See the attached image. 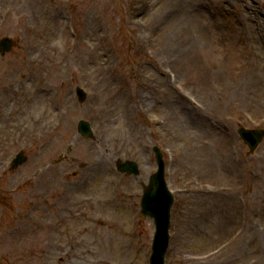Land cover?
<instances>
[{"label": "rangeland", "instance_id": "374dc122", "mask_svg": "<svg viewBox=\"0 0 264 264\" xmlns=\"http://www.w3.org/2000/svg\"><path fill=\"white\" fill-rule=\"evenodd\" d=\"M202 5L0 0V40L13 44L0 50V264H150L141 198L155 147L175 197L166 264H264V138L252 152L238 135L264 129V20L236 0Z\"/></svg>", "mask_w": 264, "mask_h": 264}, {"label": "water", "instance_id": "95a60500", "mask_svg": "<svg viewBox=\"0 0 264 264\" xmlns=\"http://www.w3.org/2000/svg\"><path fill=\"white\" fill-rule=\"evenodd\" d=\"M0 47V50L4 52L5 50L11 48V43L8 39H4L1 42ZM81 127L83 132H88L87 124H84ZM240 132L247 141L251 142L250 144L252 148H256L264 136L263 130L250 131L242 129ZM122 167V169H128L129 171H131V168L133 171H137L135 164H131V162H127ZM162 171L154 175L151 186L146 187L145 195L142 201L143 213L154 216L158 223L153 264L164 263V253L167 249L169 239V210L172 198L166 189Z\"/></svg>", "mask_w": 264, "mask_h": 264}, {"label": "bare ground", "instance_id": "6f19581e", "mask_svg": "<svg viewBox=\"0 0 264 264\" xmlns=\"http://www.w3.org/2000/svg\"><path fill=\"white\" fill-rule=\"evenodd\" d=\"M178 1L181 2V3L183 2L184 4H189V6L194 10V8L192 7V0H178ZM222 1H223L224 4H228V2L231 1V0H222ZM236 1H239L241 4H243L244 9L246 10L244 12V15H245V18L246 19H248V20H250L252 22H256L257 21V23L260 20H264L263 12L262 11H259V8H257L255 5H253V2L252 1H250V0H236ZM197 3L199 4L200 7H202L203 6L202 4L204 3V0H193V5H194L195 9L197 8L195 11H196L197 14H200L201 13V10H200V8H199V6H198ZM244 3H248V4L247 5H244ZM51 90L53 91V89L51 88L50 85H47V86L45 85V86H42V87L38 88V91L40 93H42L43 96L44 95H48ZM51 97L56 98L57 96H56V94H51ZM73 104L74 103L72 101V103L70 104L69 107L67 105V102L64 103V104L61 103V104H56L55 105L54 109L51 111V112H53V114L55 113L54 114L55 120H54V124L53 125H60L62 123V121L64 120V118H63L62 115L64 114L65 116H67L68 113L71 111V108H72V105ZM41 111L42 112L44 111L43 107H42ZM47 112H49V111H47ZM51 115L52 114H49L48 120H50V118L53 116V115L52 116ZM46 122H47V120H46ZM192 122H195V120H192ZM89 149L87 150V152L89 151V154L90 155L91 154L92 155L95 154V152H93L91 149L90 150ZM104 153L101 152V154H104ZM79 161L81 163H83L81 159ZM205 162H206V165H208L209 160L208 159H205ZM84 163H86V162H84ZM203 193H204V191H203ZM245 220H247V218ZM220 221H221V217L219 216L218 222H220ZM220 224H221V227L223 225H226L227 227H230L231 226V224H229L228 221H226V222L224 221V218H222V221H221ZM177 240H179V238H177ZM174 250H175V248H174ZM234 256H235V254H232L230 256V258H228V260L225 259L226 260L225 261L226 264H229V259H232ZM185 260L188 261L191 264H207L206 261H208V264H209L210 261H212V260H213V262H215V258L214 257L210 261L208 259L205 260L204 258H198V257H187Z\"/></svg>", "mask_w": 264, "mask_h": 264}]
</instances>
